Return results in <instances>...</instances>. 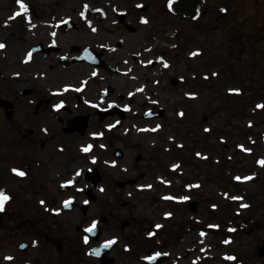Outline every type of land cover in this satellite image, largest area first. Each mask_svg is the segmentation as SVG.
<instances>
[{
	"label": "flooded vegetation",
	"instance_id": "1",
	"mask_svg": "<svg viewBox=\"0 0 264 264\" xmlns=\"http://www.w3.org/2000/svg\"><path fill=\"white\" fill-rule=\"evenodd\" d=\"M41 8L45 13L37 21L44 25V31H37L21 62L15 63V77L6 73L3 61L0 65L4 68L0 70V101L3 102L0 105V190L11 197L0 212V264H120L125 261L146 264L145 257L166 253V248L175 247L178 237L177 234L172 237L168 228L159 234L144 229L145 221L136 218L127 191L147 179L148 164H157V152L161 150L157 145L146 147L145 134L140 131L150 122L143 119L146 112L159 109L150 105L147 95L148 66L142 64L144 52H139L141 59L131 56V65L127 58L120 65L112 54L122 50L123 43L101 48L95 38L87 37L85 9L69 11L63 0ZM117 28L131 34L124 25L118 24ZM138 65L143 70L140 75L134 69ZM263 72L253 71L256 84L263 88L257 87L254 94L257 96L258 91L261 100H264ZM132 82L136 83L135 89ZM240 100L244 104L240 103L239 112L245 105V99ZM249 106L240 112L242 119L251 120L248 130L254 133L257 129L261 139L264 116L258 119L253 112L248 114ZM101 112L112 113L100 120ZM75 121L85 125L81 136ZM248 130L235 132L244 135L249 134ZM93 134L106 142L105 156L111 158L113 151L121 150L124 159L127 152H134L129 173L133 177L117 178L114 168L102 171L100 158L95 163L82 162L83 166L74 169L73 164L65 162L72 148L66 142L81 141ZM256 149L264 152V145ZM259 161H264V153L254 162L255 173L263 172L258 183L259 195L240 194L249 204L245 214L234 219L226 209L222 218V225L228 223L225 229H231L233 235L239 231L254 238L258 260L257 249L264 243V166ZM13 169L22 170L26 175L18 176ZM92 170L100 174L94 188L81 179ZM65 179L72 184H67L70 188L63 192ZM130 180H135V184L129 186ZM118 183L127 186L119 189ZM17 184L31 188L29 203L22 204L21 198L25 195L11 189ZM67 200L72 203L64 207ZM93 221L97 223L94 233L84 232ZM186 227L192 229V224ZM84 236L89 238L87 244ZM22 238L28 239L29 244ZM112 240L114 244L103 247ZM23 243L25 247L21 246ZM97 249L99 255L94 254ZM30 250L33 254L28 257ZM7 256L14 259L5 260Z\"/></svg>",
	"mask_w": 264,
	"mask_h": 264
},
{
	"label": "rangeland",
	"instance_id": "2",
	"mask_svg": "<svg viewBox=\"0 0 264 264\" xmlns=\"http://www.w3.org/2000/svg\"><path fill=\"white\" fill-rule=\"evenodd\" d=\"M55 1L61 0H22L28 6V12L12 19L21 11L17 0H0V44L5 45L0 48V65L2 61L6 64L4 68L11 78L15 77V63L21 62L37 31H44V25L37 21L45 13L41 6ZM63 1L69 11L86 9L99 13L85 27L87 37L95 38L101 48L114 47L117 42H122V50L112 54L120 65L126 58L131 65V56L141 59L140 51L144 52L143 65H147V61L158 62L155 68L149 66L145 74L146 90L150 104L162 108L165 117L163 121L147 124L145 146L157 145L158 148L163 147V151L175 146L185 153L190 151L189 157L195 159L199 168L194 163L176 168L174 166L178 164L171 162L167 169L176 168L178 177L171 180L160 170L127 191L136 218L145 221L144 229L166 227L172 237L177 234L175 247L165 250L170 257L168 264H261L255 254L254 238L239 231L231 236L232 240L220 235L228 230L225 229L228 223L222 225L224 211H230L234 219H237L236 215H244L249 204L243 198L259 195L258 183L263 177V172L252 171L263 150L254 148L257 143L254 147L249 146L235 132L248 130L251 120L242 119L241 113L229 106L234 104L236 97L249 98L257 87L262 88L256 84L253 71H264V0H206L207 17H203L199 26L172 17L154 19L152 12L149 13L152 20L138 26L141 18L138 5L143 6L144 0H129L127 3L124 0ZM220 8L226 9L224 14H220ZM127 11L131 15L128 22L137 30L134 34H125L117 28L116 14ZM217 12L223 17L214 22ZM186 35L192 38L187 44ZM193 52L199 54L193 56ZM167 56L170 64L165 67L164 58ZM138 64H141L140 60ZM4 68L0 67V70ZM134 69L139 75L143 73L141 65ZM185 77L195 79L191 86L181 83ZM171 80H176L179 85L171 86ZM132 87L135 89L136 83L132 82ZM224 99L230 101L229 106L222 103ZM191 103L195 109L184 124L180 122V130H190L185 138V133L177 135L173 128L178 116L186 114ZM258 105H264V100L253 99L247 113L260 108ZM261 109L264 113V108ZM185 123H189L196 133ZM66 144L72 148L65 162L73 164V169L83 166L82 162L100 158L102 171L114 168L117 178L133 177L129 173L134 152H127L122 161L112 165L114 160L104 155L108 152L107 144L99 135H87L81 141L70 139ZM88 145H92V149L83 152L82 148ZM240 146L250 151L242 150ZM237 177L241 179L237 180ZM248 177L251 179H245ZM68 182L65 179L62 184ZM185 182L190 184L189 187L185 186ZM235 183L243 187L235 188ZM12 187V190H19L25 195L21 198L22 204L31 201L28 195L31 188L19 184ZM192 201L199 203L196 215L188 211V204ZM187 224H192V229L186 227ZM22 241L29 244L28 239L22 238ZM9 254L7 251L6 255ZM32 254L30 250L26 255L31 257ZM233 256L235 260L226 259ZM120 264L136 263L125 261Z\"/></svg>",
	"mask_w": 264,
	"mask_h": 264
},
{
	"label": "snow or ice",
	"instance_id": "3",
	"mask_svg": "<svg viewBox=\"0 0 264 264\" xmlns=\"http://www.w3.org/2000/svg\"><path fill=\"white\" fill-rule=\"evenodd\" d=\"M174 2H176V0H169V8H170V10H171V8H172V4L174 3ZM17 3L19 4V7H20V9H21V11L20 12H17L13 17H12V19H15V17L16 16H20V15H22V14H26L27 12H28V6L26 5V4H24L23 2H22V0H17ZM87 7V6H86ZM138 7H142L141 5H138ZM222 11H226V9H222ZM83 15V14H82ZM143 22L144 23H147V20H143ZM93 31H95V29H93ZM3 47H5V45H3V44H0V48H3ZM199 53L198 52H193L191 55H193V56H196V55H198ZM30 55V54H29ZM165 67H168V65H167V63H165V65H164ZM233 91H239V90H233ZM57 108H59L60 107V105H57L56 106ZM257 107H260V108H264V105H258ZM182 115V114H181ZM206 131H207V129H206ZM101 147H103V145H101ZM241 148H242V150H245V151H250V149H243V146H240ZM92 149V145H88V146H86V147H83L82 148V151L83 152H85V153H87V152H89L90 150ZM199 155V154H198ZM93 162H95V161H93ZM259 163L262 165V166H264V161H259ZM174 167H178V166H174ZM13 172L16 174V175H18V176H21V177H23V176H25L26 175V173L24 172V171H22V170H19V169H13ZM80 175V173L78 172L77 173V176H79ZM237 180H240L241 178L240 177H237L236 178ZM245 179H251V177H248V178H245ZM69 184H71L72 182L71 181H69L68 182ZM65 185H62V187H64ZM101 191H103V189H101ZM11 199V197L8 195V194H6L3 190H0V212H2V211H4V209H5V205H6V203L9 201ZM165 199H173L172 197H165ZM183 199H188L187 197H184ZM232 199H240L239 197H232ZM41 203L43 204L44 203V201H41ZM71 203H72V201L71 200H67V201H65L64 202V207H69L70 205H71ZM85 203H87V201H85ZM243 207H247V205H242ZM215 207V206H214ZM170 215V214H169ZM96 226H97V223H96V221H93V223L89 226V227H87V228H85L84 229V232H86V233H94V231H95V229H96ZM157 227H160L159 225H157ZM203 234V233H202ZM149 235L151 236V235H153V233H149ZM89 242V238H88V236H84V243L85 244H87ZM227 242V241H226ZM115 243V240H112V241H107V242H105V244L103 245V247L104 248H108V247H110L112 244H114ZM94 254H96V255H99L100 254V251H99V249H97L96 251H95V253ZM161 255V253H156L155 255H151V256H147V257H145L144 259H146V260H149V261H152V260H155L157 257H159ZM5 260H9V261H11L12 259H14L13 257H11V256H7V257H5L4 258ZM226 259H228V260H235L236 259V257H226Z\"/></svg>",
	"mask_w": 264,
	"mask_h": 264
},
{
	"label": "trees",
	"instance_id": "4",
	"mask_svg": "<svg viewBox=\"0 0 264 264\" xmlns=\"http://www.w3.org/2000/svg\"><path fill=\"white\" fill-rule=\"evenodd\" d=\"M163 9L164 11L165 9L170 10L168 2L163 5ZM206 10L207 7L203 0H176V2L172 4L171 15H174L179 20L201 25Z\"/></svg>",
	"mask_w": 264,
	"mask_h": 264
},
{
	"label": "water",
	"instance_id": "5",
	"mask_svg": "<svg viewBox=\"0 0 264 264\" xmlns=\"http://www.w3.org/2000/svg\"><path fill=\"white\" fill-rule=\"evenodd\" d=\"M144 10V9H143ZM117 19H118V21L120 22V23H124V21H125V15H122V14H120V15H118L117 16ZM128 29H129V31H131V32H135V29L134 28H131V27H128ZM162 117V112H157V113H155V114H150L149 115V118L151 119V118H161ZM76 126L78 127V129H79V131H81V133L84 131V129H85V125L82 123V122H78V123H76ZM115 157L117 158V159H120L121 158V152L120 151H116L115 152ZM97 173H90V174H85L84 175V179H85V177H87L88 179H89V183L92 185V186H95V184L99 181V179L96 177L97 175H96ZM118 186H121L120 185V183L118 184ZM196 208H197V204H195V203H192V204H190L189 205V209H190V211L192 212V213H196ZM258 256H259V258L261 259V260H263L264 261V243H263V245H262V247H260L259 249H258ZM167 259V257H157L155 260H152L151 261V263L150 264H153V263H156V264H161L162 262H164L165 260Z\"/></svg>",
	"mask_w": 264,
	"mask_h": 264
}]
</instances>
